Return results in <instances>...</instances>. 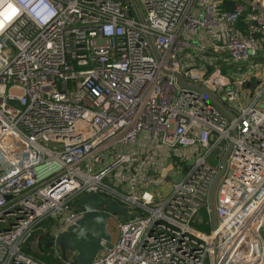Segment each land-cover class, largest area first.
<instances>
[{"label":"built area","instance_id":"2783aa9c","mask_svg":"<svg viewBox=\"0 0 264 264\" xmlns=\"http://www.w3.org/2000/svg\"><path fill=\"white\" fill-rule=\"evenodd\" d=\"M224 1L141 0L144 13L137 0H13L0 28V264H48L25 246L56 225L52 252L92 193L139 212L112 216L92 264L264 263V0ZM170 160L176 181L158 192Z\"/></svg>","mask_w":264,"mask_h":264},{"label":"water","instance_id":"95a60500","mask_svg":"<svg viewBox=\"0 0 264 264\" xmlns=\"http://www.w3.org/2000/svg\"><path fill=\"white\" fill-rule=\"evenodd\" d=\"M130 1L134 9L137 10L135 0ZM138 18L142 21V18L139 14ZM154 53L157 56L155 49ZM174 75L177 78V82L179 85L185 88L196 89L204 93L217 105L218 108H220V110H222L230 118H233V115L227 109V107L208 91L202 89L198 85L186 83L183 80L182 75L177 72H175ZM231 148L232 144L229 146V148L226 150L225 154L222 157L223 168L220 172V175H222L225 171L226 160ZM216 183L217 180L214 182L209 196L210 213L214 226L216 224V215L213 200V190ZM96 195L97 196L93 198L90 194L89 196L81 198L78 201V205L81 206L85 211L83 217L78 220L76 224L71 225L67 227L64 231L60 232L55 238L56 242L58 243L59 237H62L64 239V249L72 251L75 254V259L72 264H92L95 257L103 250L104 243L110 242L112 240V234L108 230L106 222V218L108 216L119 214L122 216L123 220H130L132 217L137 216L139 214V212L130 214L127 208L123 206H118L109 199H101L98 194ZM104 205L106 206L108 213L101 212L100 209ZM214 259L216 261V258Z\"/></svg>","mask_w":264,"mask_h":264},{"label":"rangeland","instance_id":"374dc122","mask_svg":"<svg viewBox=\"0 0 264 264\" xmlns=\"http://www.w3.org/2000/svg\"><path fill=\"white\" fill-rule=\"evenodd\" d=\"M137 2L139 4L140 8L145 13L144 4L141 2V0H137ZM225 72L228 75L234 77V70H233L232 67L231 68H226ZM249 94H250V90L249 89L245 90L243 92V94L241 96L243 105H246L250 101ZM212 162H213V160H212ZM174 164H175V161L170 160L168 162V164L166 165V167L164 168V172L161 173V175H163L164 179H163V182H162L163 184L160 187H163L165 192H167L171 188L172 184L176 181V178L169 177V175L171 174L172 168L174 167ZM95 196H97L95 193L91 194V197L95 198ZM106 222H107L108 230L112 233L113 237H115L116 234H117V230L115 228V223H114L113 217L112 216H108L106 218ZM55 232H57V226L53 225L51 230L49 231L48 236H44L43 238H41V236H38V237H35L33 240H31L29 246L33 247V248H31L32 251H33V254L36 251L37 252L40 251V253H42V255H44L46 258H49V257L51 258L54 255H56V251H57L56 249L60 250L64 254L67 251V249H64V244H63V240L64 239L62 237H59L58 243L56 242V247L55 246L52 247V250H51L52 252H50V251L46 252L45 251V248L49 249V246L51 244L54 245L55 241H54V238L51 237V236ZM65 243H66V239H65Z\"/></svg>","mask_w":264,"mask_h":264},{"label":"clouds","instance_id":"9594fccd","mask_svg":"<svg viewBox=\"0 0 264 264\" xmlns=\"http://www.w3.org/2000/svg\"><path fill=\"white\" fill-rule=\"evenodd\" d=\"M19 3L24 4L26 7L25 0H19ZM45 7H48V5H45ZM19 10L20 9L15 6L13 0H7V6L0 9V28H3L10 20H12V18L17 15ZM36 15H39V13L37 12ZM54 15L55 10L49 8V13L47 16L43 17V20L47 21L51 16Z\"/></svg>","mask_w":264,"mask_h":264},{"label":"trees","instance_id":"16d2710c","mask_svg":"<svg viewBox=\"0 0 264 264\" xmlns=\"http://www.w3.org/2000/svg\"><path fill=\"white\" fill-rule=\"evenodd\" d=\"M222 7H224V9H232L233 8V5L230 3V2H228L227 0H225L224 1V3H223V6ZM264 59V58H263ZM262 59V60H263ZM202 215H203V217L205 218V220L207 221V219H208V214H207V212L204 210V211H202ZM199 228H201V229H203V230H209V225H207V224H202V225H199L198 226ZM35 237H38V234H35L32 238H31V240H33ZM41 238H43V236H41ZM30 240V241H31ZM30 241H29V243L25 246V248H24V250H25V252H27V253H31V254H33V251H32V249L29 247V244H30ZM45 251L46 252H48V249H46L45 248ZM37 252V251H36ZM34 252V254H33V256H35L36 258H38V259H42V260H45V261H47L48 262V264H60L61 262L59 261V260H55V259H52V257L50 258H46L44 255H42V253H40V251L39 252Z\"/></svg>","mask_w":264,"mask_h":264},{"label":"crops","instance_id":"0c3cea01","mask_svg":"<svg viewBox=\"0 0 264 264\" xmlns=\"http://www.w3.org/2000/svg\"><path fill=\"white\" fill-rule=\"evenodd\" d=\"M244 19V18H243ZM243 21L242 22H240V27H242L243 26ZM161 191H164V188L163 187H158V192H161ZM165 192V191H164ZM30 248H33L32 246H29ZM264 264V263H263Z\"/></svg>","mask_w":264,"mask_h":264}]
</instances>
